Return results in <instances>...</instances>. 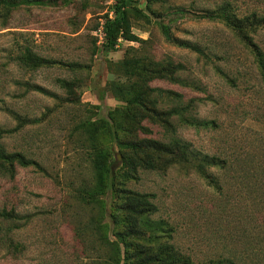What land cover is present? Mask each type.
Masks as SVG:
<instances>
[{
    "label": "rangeland",
    "instance_id": "rangeland-1",
    "mask_svg": "<svg viewBox=\"0 0 264 264\" xmlns=\"http://www.w3.org/2000/svg\"><path fill=\"white\" fill-rule=\"evenodd\" d=\"M47 1L12 9L0 25V142L41 168L19 166L13 177L0 174V208L16 212L15 219L0 218V264H92L97 259L84 227L91 213L70 196L90 174L79 125L106 117L122 103L108 82L117 79L115 64L128 54L183 65L174 80L155 78L148 84L162 90V105L189 103V116L217 124L194 128L175 121L177 135L193 151L220 157L253 152L264 159V87L250 53L219 16L264 13V0H137L148 15L131 18L140 40L118 39L108 52L101 49L102 22L113 15L114 0ZM253 37L264 49V30ZM28 51L59 63L29 68L15 57ZM69 62L83 67L64 65ZM58 79L72 84L76 101L68 100ZM33 84L48 93L31 89ZM169 91L182 99L174 101ZM147 126V137L166 135L157 124ZM96 139L109 143L104 129ZM110 144L119 161L121 152ZM215 173L221 190L178 164L140 169L127 186L152 194L156 211L150 218L162 222L171 241L194 259L239 256L251 231L264 233V215H240L241 203L228 190L236 179Z\"/></svg>",
    "mask_w": 264,
    "mask_h": 264
},
{
    "label": "trees",
    "instance_id": "trees-1",
    "mask_svg": "<svg viewBox=\"0 0 264 264\" xmlns=\"http://www.w3.org/2000/svg\"><path fill=\"white\" fill-rule=\"evenodd\" d=\"M151 1L146 0V3ZM47 3V0H0V25L6 23L12 9L18 6ZM219 16L250 53L264 87V49L253 37L264 30V13L252 11L241 16L235 13ZM131 18L148 19V15L138 7L137 0H114L113 15L102 22L103 51L113 50L118 39L140 40L131 30ZM165 36L170 40L167 31ZM179 43L196 49L188 43ZM15 57L29 68L59 63L29 51ZM64 65L83 67L74 62ZM181 67L182 64L169 60L155 61L146 55L128 54L115 64L117 79L108 82L109 90L122 103L109 109L106 117L86 119L79 125L86 136L88 146L85 152L90 174L72 190L70 196L91 213L84 227L88 229V239L92 237V250L99 252L97 259H92V264H262L264 260V233L258 231L250 232L240 257L217 254L194 259L171 241L170 232L164 229L162 222L154 224L156 222L150 218L156 211L152 194L127 186L128 181L137 177L140 169L163 170L178 164L192 168L208 184L221 190L220 177L215 171H224L232 173L231 178L236 179L237 184L231 185L228 190L241 203L236 208L240 215L244 212L246 216L254 213V217L264 215V159L253 152L244 156L238 153L220 157L193 151L189 142L177 135L175 121L194 128H215L217 124L212 120L189 116V103L183 106L162 105V90L148 84L155 78L174 80V72ZM58 82L66 88L68 100L78 99L70 82L65 79H58ZM30 88L48 93L35 84ZM168 95L176 102L182 99V95L174 91H169ZM147 122L162 127L166 135L163 138L147 137L150 132ZM99 129L105 130L109 143L97 141ZM110 142L121 152L119 161L112 156ZM28 165L41 169L22 152L8 151L0 142L1 175L13 177L17 167ZM0 218L15 219L16 212L13 208H0Z\"/></svg>",
    "mask_w": 264,
    "mask_h": 264
}]
</instances>
